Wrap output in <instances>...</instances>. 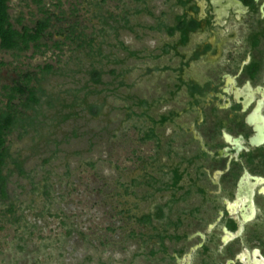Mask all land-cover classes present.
Returning a JSON list of instances; mask_svg holds the SVG:
<instances>
[{
	"label": "rangeland",
	"instance_id": "obj_1",
	"mask_svg": "<svg viewBox=\"0 0 264 264\" xmlns=\"http://www.w3.org/2000/svg\"><path fill=\"white\" fill-rule=\"evenodd\" d=\"M163 5L7 0L15 27L32 25L42 10L51 19L40 39L45 46L17 55L0 50V105L2 86L23 72L43 92L25 110L33 125L5 136L0 264H160L145 255L150 227L134 217L162 200L156 189L145 193L148 173L158 174L151 168L158 166L157 143L143 137L149 121L140 114L157 116L173 79L169 59L157 56L166 39L158 26ZM44 64L51 69L42 71ZM92 68L99 72L95 83Z\"/></svg>",
	"mask_w": 264,
	"mask_h": 264
},
{
	"label": "flooded vegetation",
	"instance_id": "obj_2",
	"mask_svg": "<svg viewBox=\"0 0 264 264\" xmlns=\"http://www.w3.org/2000/svg\"><path fill=\"white\" fill-rule=\"evenodd\" d=\"M163 4L157 56L169 59L173 79L146 127L158 174L148 173L145 193L156 189L162 200L145 213V235L154 236L145 255L160 264L186 253L179 264H264V0Z\"/></svg>",
	"mask_w": 264,
	"mask_h": 264
},
{
	"label": "trees",
	"instance_id": "obj_3",
	"mask_svg": "<svg viewBox=\"0 0 264 264\" xmlns=\"http://www.w3.org/2000/svg\"><path fill=\"white\" fill-rule=\"evenodd\" d=\"M7 9V0H0V50L11 51L14 55H17L22 51L28 49L35 51L39 46L46 45L44 42H40V39L43 35L49 33L47 29L50 26L51 18L47 12L42 10L41 15L37 17L30 26L20 24L18 27H15ZM14 21L18 22V19ZM58 42L59 41H54L53 43L57 44ZM51 67L50 64H44L40 68L42 71H49ZM89 74L94 83L99 81V72L95 68H92ZM32 77L35 81L37 80L31 72H23L17 74L10 85L2 86L4 90L3 95L6 100L0 105V168L5 164L6 158H9L7 147L4 145L5 136L17 126L24 129L26 126L33 125L34 115L26 114L25 110H33L34 106L38 104L40 95L43 92L37 84L29 83ZM14 99H17V103L13 102ZM141 102L140 100L136 101L138 104ZM143 115L147 117L148 120L151 119L145 112L140 114V116ZM142 132L144 138L155 137L150 130H146V127L142 128ZM12 163L18 172L22 173L19 162L12 159ZM4 182L5 176L0 173L1 196L5 194L3 189ZM153 208L154 210L150 215L158 219L161 215L159 207L155 204ZM134 219L145 224L149 223V218L145 214L141 217H134ZM143 236H145L146 240L154 237L145 234H143Z\"/></svg>",
	"mask_w": 264,
	"mask_h": 264
},
{
	"label": "water",
	"instance_id": "obj_4",
	"mask_svg": "<svg viewBox=\"0 0 264 264\" xmlns=\"http://www.w3.org/2000/svg\"><path fill=\"white\" fill-rule=\"evenodd\" d=\"M223 230H224V229H223ZM188 256H189V253H186L185 255L182 256L181 259H176V264H179V263H180L181 261H183L184 259H187ZM236 257H238V256H236ZM239 259H240V257H239Z\"/></svg>",
	"mask_w": 264,
	"mask_h": 264
}]
</instances>
